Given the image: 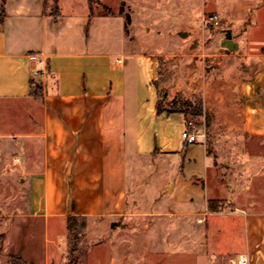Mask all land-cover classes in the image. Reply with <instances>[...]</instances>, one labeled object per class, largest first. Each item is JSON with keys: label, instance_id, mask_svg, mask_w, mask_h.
I'll return each mask as SVG.
<instances>
[{"label": "crops", "instance_id": "1", "mask_svg": "<svg viewBox=\"0 0 264 264\" xmlns=\"http://www.w3.org/2000/svg\"><path fill=\"white\" fill-rule=\"evenodd\" d=\"M184 1H200L199 21L207 6H218V25L231 34L223 52L224 75L214 78V86L198 76L193 89L220 96L213 110L224 115L225 133L264 146V0ZM52 3L0 0V188L5 174L26 188L22 215L41 232L35 259L50 264L64 253L67 218L75 216L101 237L110 230V264H130V254L115 253V245L130 231L131 220L148 213L136 211V195L158 194L141 186L157 158L154 177L165 183L161 198L169 197L171 210L148 214L174 215L192 225L203 215L210 241L197 263L223 264L224 256L245 252L250 264H264V207L210 212L206 195L213 161L206 144L200 134L193 143L183 140L182 113H157L155 81L161 65L174 62L161 64L164 53L157 57L134 45L140 32L132 16L128 23L124 14L93 12L87 2L80 11H64L58 0L55 17ZM176 14L177 36L184 38L197 18L184 7ZM144 29L150 36L151 28ZM31 53L43 63L30 60ZM39 67L43 74L33 76ZM31 80L41 82L40 97L31 94ZM215 83L224 85L217 90Z\"/></svg>", "mask_w": 264, "mask_h": 264}, {"label": "rangeland", "instance_id": "2", "mask_svg": "<svg viewBox=\"0 0 264 264\" xmlns=\"http://www.w3.org/2000/svg\"><path fill=\"white\" fill-rule=\"evenodd\" d=\"M60 1L64 11H80L86 8L87 2L93 12H119L125 15L127 22L133 17L134 27L140 32L135 36L134 45L139 49L151 50L156 56L164 53L157 56L161 64L166 60L178 63L161 65L159 77L155 81L157 102L162 109L182 112L187 122H193L200 134L199 138L206 144L213 161L207 178V184L211 188L206 195L208 210L212 203L214 209L209 210L210 212H231L235 207H264V146L255 138L239 139L225 133L221 125L224 115L213 110L219 105L220 96L208 97L204 89H193L197 84H193L192 80L198 76L204 82L209 78L214 86V78L224 75L223 52L228 46L222 25L216 27L198 20L201 15L200 1L187 3L180 2L181 0H133L131 4L126 0ZM183 7L189 10L192 17L197 18L198 25L190 31L191 34L183 33L186 36L181 38L177 36L176 11ZM217 7L207 6L201 18L218 12L215 9ZM145 26L151 28L150 36L144 35ZM158 30L161 32L158 33ZM170 31L174 34L170 35ZM213 50L217 51L216 56L210 55ZM183 59L186 61L182 63ZM210 64L215 66L214 69L208 67ZM223 85L215 83V88L219 90ZM158 168L159 161L154 158L152 173L142 180L141 186L158 194L148 195L146 199L136 195L135 209L139 213L171 210L169 197L161 198L166 196L165 183L154 177ZM1 186L0 264H42L38 258L35 259L39 253L38 239L41 233L38 224L22 215L27 201L26 188L10 174L4 175ZM148 213L131 220L133 224L130 231L125 230L121 234L115 245V253H129L130 264H199L197 254L201 255L203 251L205 253L210 241L207 237L208 220L201 215L200 219H194L195 224L192 225L190 220H182L174 215L154 217ZM10 214L15 216L10 217ZM74 224L72 230L76 238L73 239L67 230L64 238L65 251L50 264H110L113 256L110 230L106 228V233L101 237V234L91 231L92 227L84 219H77ZM89 231L91 232L87 235ZM178 249L182 252L179 250V253ZM234 256L235 254L224 256L220 262H227ZM205 264L211 262L206 261Z\"/></svg>", "mask_w": 264, "mask_h": 264}, {"label": "built area", "instance_id": "3", "mask_svg": "<svg viewBox=\"0 0 264 264\" xmlns=\"http://www.w3.org/2000/svg\"><path fill=\"white\" fill-rule=\"evenodd\" d=\"M202 20L209 25H218L220 16L217 13H209L206 15H203ZM29 59L34 61L37 65H41L43 63L42 58L36 54L31 53L28 55ZM43 68H34L32 70L33 76L37 77L43 74ZM199 136L198 131L195 129L193 122L185 121V127L181 131V137L183 140H185L188 143H193L197 141V137ZM223 264H250L249 256L245 252H239L235 254L234 258L230 259L227 262H224Z\"/></svg>", "mask_w": 264, "mask_h": 264}, {"label": "trees", "instance_id": "4", "mask_svg": "<svg viewBox=\"0 0 264 264\" xmlns=\"http://www.w3.org/2000/svg\"><path fill=\"white\" fill-rule=\"evenodd\" d=\"M58 0H53V3H52V13L54 14V16L56 17L58 14H57V10H58ZM3 17H4V6L2 4L1 6V9H0V21L3 20ZM41 92H42V85H41V82L39 81H36V80H31V94L34 96V97H40L41 95ZM156 110H157V113H162V112H167V113H171L172 111H167L165 109H162L159 102H157V105H156ZM182 113V112H180ZM214 209V206H213V203L210 204L209 206V210H213ZM78 218L75 217V216H68L67 218V230L72 234L73 236V239L76 238V235L75 233L73 232V227H74V223H76V220Z\"/></svg>", "mask_w": 264, "mask_h": 264}, {"label": "water", "instance_id": "5", "mask_svg": "<svg viewBox=\"0 0 264 264\" xmlns=\"http://www.w3.org/2000/svg\"><path fill=\"white\" fill-rule=\"evenodd\" d=\"M226 36H227L226 42H227V45L229 46L231 44V40H230L231 34L228 33Z\"/></svg>", "mask_w": 264, "mask_h": 264}]
</instances>
